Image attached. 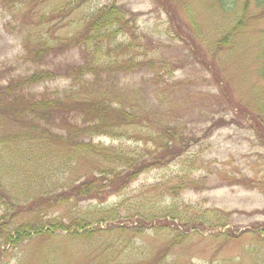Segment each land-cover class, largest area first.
<instances>
[{"label": "rangeland", "instance_id": "obj_1", "mask_svg": "<svg viewBox=\"0 0 264 264\" xmlns=\"http://www.w3.org/2000/svg\"><path fill=\"white\" fill-rule=\"evenodd\" d=\"M112 2L137 14L140 42L151 50L138 60L155 63L114 76L105 89L122 106L135 105L137 116L152 127L123 126L124 137L95 136L94 143L125 144L141 154L155 148L151 141L145 143L149 130L169 125L190 145L168 164L153 163L124 189L108 187L101 200L8 213L12 231L24 226L36 230L79 216L91 223L93 232L86 240L61 229L50 235L32 233L7 245L0 239V264H264V114L256 110L264 106V80L258 73L264 5L237 0L225 11L214 0H92L67 17L68 25L56 35ZM12 5L0 1L1 83L33 70L21 59L22 35L9 13ZM239 18L241 27L232 30L226 45H216ZM68 60L80 62L76 50L54 59ZM70 84L60 77L32 90H63ZM247 111L256 120L263 145ZM32 172L21 175L18 185L28 202L46 186L53 189L47 184L62 176L52 171L49 182L40 180L39 173L30 180ZM67 172L69 179L81 175L75 169ZM238 178L256 181L261 188L232 181ZM11 211L0 200V216Z\"/></svg>", "mask_w": 264, "mask_h": 264}, {"label": "trees", "instance_id": "obj_2", "mask_svg": "<svg viewBox=\"0 0 264 264\" xmlns=\"http://www.w3.org/2000/svg\"><path fill=\"white\" fill-rule=\"evenodd\" d=\"M0 1L13 2L9 13L18 20L22 35L21 59L33 66L27 74H12L0 82V200L13 210L0 216V239L7 245L16 243L22 236L50 235L58 229L76 239H89L93 229L83 217L74 216L67 223L60 221L36 230L24 226L12 231L8 229V213L38 208L47 211L71 200H101L108 187L115 185L114 190L118 192L149 170L153 163L164 165L181 157L190 141L169 125H162L158 131L149 130L145 143L151 141L155 148L141 154L125 144L105 146L93 141L95 136L101 135L124 137L120 130L123 126H144L147 130L152 127L146 118L137 116L135 105L125 102L122 106V102L106 90L108 81L114 76L131 75L141 66L150 67L155 63L147 58L138 60L151 50L140 42L137 14L112 2L87 13L65 34L56 35V31L68 25L65 23L67 17L92 0ZM214 1L227 11L237 0ZM254 1L258 7L264 5V0ZM241 21L239 18L216 45H226L232 30L241 27ZM72 50L77 51L80 62L54 61L57 56ZM259 57L258 73L264 80V30ZM60 77L69 79L70 87L41 92L32 90L38 84ZM72 85L76 87L72 88ZM256 110L264 114V106L260 105ZM249 116L256 124L253 129L260 142L256 120L252 114ZM84 164L89 169L82 170L80 166ZM31 169L30 180L36 173L40 180L48 182L54 177L49 175L52 171L62 176L54 184H47L53 189L46 186L45 192L28 202V198L18 192V185L23 183L21 175H27ZM73 169L81 171V175L66 178L67 171ZM232 181L261 188L252 180L238 178ZM190 184L194 185L193 182Z\"/></svg>", "mask_w": 264, "mask_h": 264}]
</instances>
